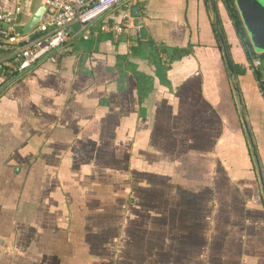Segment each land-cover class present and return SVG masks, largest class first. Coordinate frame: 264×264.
Returning a JSON list of instances; mask_svg holds the SVG:
<instances>
[{"label":"crops","instance_id":"crops-1","mask_svg":"<svg viewBox=\"0 0 264 264\" xmlns=\"http://www.w3.org/2000/svg\"><path fill=\"white\" fill-rule=\"evenodd\" d=\"M238 1L248 46L224 0H123L0 84V264H264V47Z\"/></svg>","mask_w":264,"mask_h":264},{"label":"built area","instance_id":"built-area-1","mask_svg":"<svg viewBox=\"0 0 264 264\" xmlns=\"http://www.w3.org/2000/svg\"><path fill=\"white\" fill-rule=\"evenodd\" d=\"M122 2L123 0H44L46 12L29 34L19 29L23 0H14L11 9H0V53L3 58L0 84L11 81L43 58L53 59L57 53L67 49L76 35L72 31L73 25L81 24L79 32L84 38H88L90 24ZM129 21L128 16L124 17L115 31L121 33L135 28ZM255 65H260V61L256 60Z\"/></svg>","mask_w":264,"mask_h":264},{"label":"water","instance_id":"water-1","mask_svg":"<svg viewBox=\"0 0 264 264\" xmlns=\"http://www.w3.org/2000/svg\"><path fill=\"white\" fill-rule=\"evenodd\" d=\"M261 1H263V2L261 3ZM238 2L240 4V6H242V15L247 20V24L252 25L251 29H252V32L254 33L255 41H256L257 45L264 47V7L262 5L264 3V0H239ZM137 10H138V7L137 6L134 7L133 13L134 14L137 13L136 12ZM45 12H46V5L43 4L39 8H37L35 10V12L32 14L31 18L25 24V26L23 28V32L25 34L31 33L33 28L42 20ZM80 28H81V24L77 23V24L72 26V31L77 32L80 30ZM146 35H147L146 29L140 28V36L146 37ZM35 37L36 36H34V38ZM46 58H43L38 63L45 60ZM35 65H33L29 68H32ZM228 65H229V68L231 70V65H230L229 61H228ZM29 68H27V69H29ZM23 73H24V71H23ZM19 76H21V75L20 74L17 75L11 81L15 80ZM245 125L247 127V123H245ZM249 136H250V134H249ZM254 154L256 156L255 151H254Z\"/></svg>","mask_w":264,"mask_h":264},{"label":"trees","instance_id":"trees-1","mask_svg":"<svg viewBox=\"0 0 264 264\" xmlns=\"http://www.w3.org/2000/svg\"><path fill=\"white\" fill-rule=\"evenodd\" d=\"M224 2L226 5V9L228 11V14H229L231 20L233 21V24H234V27L236 29V32H237L239 39L241 40L243 45L248 46L249 39L246 35L245 29L243 26V21L240 17V14H239L238 10L236 9L234 0H224ZM25 10H26V8H25V4L23 1L22 15H24V16L26 14ZM31 15L32 14L30 13V11H29V13L27 12V16L24 17V19L29 20V18H31ZM247 53H248V58L250 60L257 56V54H255L253 51H248ZM259 58L262 60L263 65L255 71V74H256L257 79L263 80L264 79V53L260 54ZM231 63H232V71L234 73V76H236L238 74V65L235 64L233 61H231ZM263 93H264V88H263ZM251 150H250V153H251ZM252 154H253V152H252Z\"/></svg>","mask_w":264,"mask_h":264}]
</instances>
